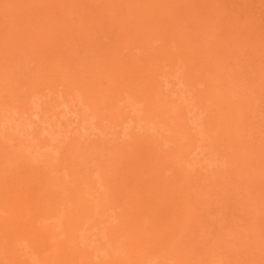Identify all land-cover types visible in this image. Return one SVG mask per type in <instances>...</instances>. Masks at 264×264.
<instances>
[{
    "label": "rangeland",
    "instance_id": "1",
    "mask_svg": "<svg viewBox=\"0 0 264 264\" xmlns=\"http://www.w3.org/2000/svg\"><path fill=\"white\" fill-rule=\"evenodd\" d=\"M0 264H264V0H0Z\"/></svg>",
    "mask_w": 264,
    "mask_h": 264
}]
</instances>
